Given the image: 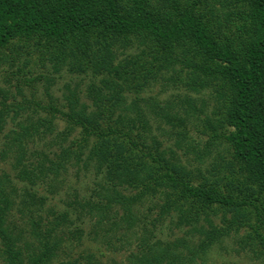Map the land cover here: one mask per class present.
Returning <instances> with one entry per match:
<instances>
[{
  "label": "trees",
  "instance_id": "trees-1",
  "mask_svg": "<svg viewBox=\"0 0 264 264\" xmlns=\"http://www.w3.org/2000/svg\"><path fill=\"white\" fill-rule=\"evenodd\" d=\"M4 68L20 99L1 89L0 134L10 118L3 144L22 187L0 174L2 264H53L79 242L80 228L64 237L69 207L108 249L133 245L129 264L204 263L230 236L264 264V0H0ZM40 69L86 78L89 103L76 85L61 105L47 87L38 97ZM56 119L62 141L78 138L29 150ZM90 166L101 179L87 198L34 217L46 200L35 186L54 193L69 167ZM16 205L28 229L9 220ZM54 264L103 263L89 253Z\"/></svg>",
  "mask_w": 264,
  "mask_h": 264
},
{
  "label": "rangeland",
  "instance_id": "rangeland-1",
  "mask_svg": "<svg viewBox=\"0 0 264 264\" xmlns=\"http://www.w3.org/2000/svg\"><path fill=\"white\" fill-rule=\"evenodd\" d=\"M43 72L44 76L37 80L35 91L38 97L42 99H46V95L44 93V88L47 87L48 91L52 94L53 98L59 103V105L65 103L64 101V94L66 92V86H69L70 88H74L76 85L78 87V90L81 91V97L82 100L89 103L84 98V91L85 86L88 82V80L82 76H75L70 75L66 71H62L60 74L56 75H49L45 76L47 72L43 69H40V73ZM39 73V74H40ZM11 73L9 69L4 68L3 70L0 69V96L2 94L1 89L5 92V90H8V93L12 95H16L15 88L13 85H16V81L13 79L10 80V83H7V80H9ZM46 77V78H45ZM20 81H17V84ZM21 83V82H20ZM160 86L156 85L152 90L145 92L144 96L149 95H155L159 92ZM171 91H165L163 93H160L159 99L164 100L171 98ZM2 97V96H1ZM17 99H20L18 95H16ZM10 100L12 99L9 98ZM24 116V115H23ZM25 117V116H24ZM55 130L53 134L46 136L44 140L35 141L34 145H29V150H36V151H44L48 152V154H52L53 152H56L59 149V146L57 143H62L64 146L69 144L72 139L78 138V130L72 132L71 134H68L64 141H62V134L61 132L65 130V122L62 119H56L55 121ZM14 122H11V119L8 118L6 125L3 129V132L0 134V174L6 173L8 174L11 179H13V183L16 184L17 189H20L22 187V183L17 182L16 178L14 177V172L12 171L11 162H12V156L8 152V148L4 147V136L8 133L10 128L14 127ZM162 125V124H161ZM164 129H168L166 125H162ZM193 130V129H192ZM156 132V131H155ZM61 134V135H60ZM192 135H195V132H192ZM206 137V136H205ZM205 137H203L205 139ZM36 140V139H35ZM165 140L168 145H172V142L169 141L166 136ZM176 149V148H175ZM6 153V157L4 159L1 158L2 152ZM179 154H181L180 149H177ZM192 157V155H190ZM95 168L93 166H90L87 170L84 169H75V167H69L62 175L59 176L57 179L58 181L54 183L56 186L54 193H51L48 191L47 187L44 188L43 186H35L36 191L38 192L39 196H45L46 200L44 201V205L41 208V212H39L40 215L35 214L36 216H42L43 220L45 221L47 218L51 219L52 212L61 213L62 211L67 209V203L70 202L73 198V194L77 193L78 197L83 199L87 198L90 195L91 189L95 186L96 182H99L101 179V174H96ZM27 185L23 183V186ZM28 186V185H27ZM19 195L17 197V201L19 204V200L21 199ZM28 198H26L27 200ZM20 209V210H19ZM69 210V219L71 225L64 227V237L67 238V232L75 231V229L80 228L82 229L83 233L81 236L80 241L72 240L67 241V243H64L62 247H60V250L58 252V257L55 259L56 263L57 261L63 259L64 256H68L71 258H75L81 255H86L89 253L95 254L96 257L101 261L103 264H113V263H121V264H129L127 260L128 252L133 249V245L128 246L127 249H122L119 251H114L108 249L104 244H100L97 241V238L92 237L93 233H91V230L93 228L92 220L91 218L83 219L82 222L76 220L75 213L71 210V208H68ZM9 220L12 221L13 225H16L18 228L21 229H28L29 226L28 220H27V214L23 215L22 209L19 205H16L15 209L11 213ZM47 218H46V217ZM84 220V221H83ZM68 224V223H67ZM176 230L175 228L172 229L171 234L173 231ZM170 234V235H171ZM119 233H116L115 236H118ZM167 235V234H162ZM168 236L169 238L171 236ZM28 239L30 236H27ZM236 236H230L224 238L223 242L220 244L214 245L207 253V256L204 260V263H198V264H263L261 260H256L252 258L250 253L242 252L241 249H239L238 244L236 243ZM120 243H117V246H119ZM53 263V264H54ZM0 264H2L0 260Z\"/></svg>",
  "mask_w": 264,
  "mask_h": 264
}]
</instances>
